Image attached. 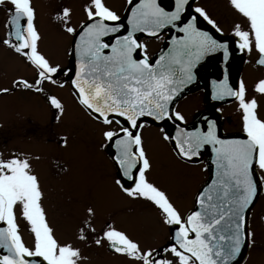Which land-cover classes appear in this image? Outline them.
Listing matches in <instances>:
<instances>
[{
	"label": "snow or ice",
	"instance_id": "1",
	"mask_svg": "<svg viewBox=\"0 0 264 264\" xmlns=\"http://www.w3.org/2000/svg\"><path fill=\"white\" fill-rule=\"evenodd\" d=\"M122 17L107 0H86L85 19L73 26V10L62 7L55 16L63 31L75 37L70 54L75 55L71 80H62L72 69H63L41 52V33L36 26L33 0H0L7 9L6 36L0 44L10 48L32 66L34 80L14 78L11 87H0V95L13 91L44 94L60 121L65 105L56 95L45 92L44 84L63 87L70 83L73 96L93 120L105 126L101 148L113 147L112 156L120 173L115 185L133 200H142L158 209L162 223L171 228L170 243L143 248L126 231L106 223L100 232L93 224L96 211L87 208V219L77 229V239L91 241L127 257L134 264H239L245 248L257 244V233L248 218L264 190V116L255 95L240 79L234 87L225 70L223 79L213 80L212 98H234L241 113L242 136L220 135L217 121L205 118L204 126L181 127L185 116L174 101L197 80L198 66L210 55L220 53L227 63L233 50L257 53L264 66V0H228L239 20L232 25L231 43L203 6L191 0H126ZM201 19L213 31L200 26ZM240 21H243L241 23ZM138 33L164 39L166 49L152 57ZM254 91L264 96V79ZM153 122L172 121L174 134L164 128V141L174 144L176 156L197 160L211 149L214 175L195 197V208L186 215L169 195L149 178L152 161L145 148L142 129ZM180 122V123H177ZM117 127H112L113 124ZM68 145L66 137L61 138ZM33 157L22 151L0 152V264H81L87 257L80 247L61 242L42 206L44 192L33 170ZM207 168V166H205ZM33 236L26 245L17 222V211Z\"/></svg>",
	"mask_w": 264,
	"mask_h": 264
},
{
	"label": "rangeland",
	"instance_id": "2",
	"mask_svg": "<svg viewBox=\"0 0 264 264\" xmlns=\"http://www.w3.org/2000/svg\"><path fill=\"white\" fill-rule=\"evenodd\" d=\"M107 3L116 9L115 2L107 0ZM33 4L36 8L35 23L42 37L39 42L41 52L54 64L67 66L66 60L72 39L55 19L56 13L62 8L61 0H33ZM220 4L225 15L235 14L227 1ZM7 9L9 7L2 6L0 12V39L5 38L7 32ZM68 64L70 66V60ZM35 72L36 70L23 57L0 44V87H11L12 80L20 76L34 80ZM45 88H50L52 92L60 95L56 92V88L48 86ZM66 88L68 90V87ZM29 95L45 102L44 95L35 92L13 91L10 95H0L2 139L9 138L10 142L14 143L16 151L21 150L22 145L19 143L21 139L40 140L46 143L31 146L30 149L33 157H39L33 159L32 164L44 192L42 206L56 237L62 243L70 242L81 248L83 255L87 257L81 264H134L127 257L114 254L107 245L97 247L91 244V241L81 242L77 239V229L82 221L88 218L89 206L96 211L93 224L97 232H100L106 223H112L138 240L143 248H159L170 243L172 229L162 223L158 209L148 202L144 203L147 207L142 209L139 200L125 196L115 185V180L118 178L116 169L112 166L104 148L100 146L104 143L102 131L105 130V126L90 118L69 91L66 92L67 107L60 121L54 119L56 112L54 108L50 106L48 110L46 108L44 110L37 101L28 98ZM253 95L259 102L261 116H264L261 107L264 96L256 92L248 94L249 97ZM59 98L62 102L65 101L62 95ZM26 116L32 117L30 125L36 128L33 129V136H27L28 139L22 137L25 135H21L20 130L15 129L18 124L12 120V118H23L26 122ZM57 122L62 137L68 139L67 146L47 144L59 143L58 134L54 132ZM45 123L50 130L54 128V131L49 132ZM73 125L77 126L76 130ZM71 131L72 136H69L68 133ZM171 163L173 165L171 173L173 171L175 175L152 180L166 191L181 213L186 215L191 210L196 191L204 183L199 176L201 168L192 167L188 169L191 174L187 172L185 176H179L187 169L182 168L174 159ZM152 172L153 169L150 173ZM20 216L18 210V221L21 220ZM19 228L26 245L32 247V234L25 227L19 226Z\"/></svg>",
	"mask_w": 264,
	"mask_h": 264
},
{
	"label": "flooded vegetation",
	"instance_id": "3",
	"mask_svg": "<svg viewBox=\"0 0 264 264\" xmlns=\"http://www.w3.org/2000/svg\"><path fill=\"white\" fill-rule=\"evenodd\" d=\"M111 1L112 3L115 2L117 4L115 10L118 12V14L123 16V13L128 6L126 0H111ZM161 1L167 3L168 5L172 4V0H161ZM224 1L228 2V0H191V4L193 7L195 6L205 7L206 10L209 12V14L212 16V18L215 19L220 25V27L223 29L224 38L229 39L231 43L232 40L230 34L231 28L232 25L239 20V18L235 14L229 16L224 14V10L221 8L222 6L220 4L221 2ZM61 3H62V7L67 6L72 8L73 26L78 25L80 21L85 19V14L83 12V5L86 3V0H61ZM109 5L111 6V4ZM7 7L11 8L12 6L8 4ZM1 9L2 6H0V12ZM240 22L243 23V21ZM200 26L206 30L214 32L211 26L207 25V23L204 22L202 19L200 21ZM137 35H138V39H140L142 42L147 44L148 54L152 57L157 56L160 53L161 49H166L165 40L167 39V36H165L164 39L158 40L155 38H150L147 35L141 33H138ZM214 35H217L219 37L218 33L214 32ZM70 38L72 39L73 42V39L75 37L70 35ZM72 42L70 46L68 60H66V62L67 61L69 62L70 60V66L67 62V66L64 67L63 65L61 66L63 69H72L71 54H70ZM257 58H258L257 53L255 51H253L251 54H246L236 50H233L232 56L227 63H225L222 60V54L220 53L212 54L209 57H207L201 63V65L198 66L197 80L190 85V87L193 86L192 90L189 91L187 89V91H184V93H182L174 101L175 110L180 111L185 116V122H183V124L191 126L196 122L198 118L203 116L204 118L214 119L217 121L219 132L222 137L224 135L242 136L243 135L242 121H241V113L238 108V102L234 98H225L223 100L213 99L212 81L223 79V75L226 70L229 74L230 83H232L234 87H238L239 80L243 79L248 89V94L250 93L254 94L255 84L258 82V80L264 79V66H261L256 62ZM71 74L72 71L68 72L67 76H64L63 73H61L59 74V78L62 80L70 81ZM31 80L32 79H30V81ZM45 86L56 88V92H59L60 95L52 92L50 88L46 89ZM66 87H68V90ZM44 88H45V92L48 93L49 95H56L58 98L62 95L65 100L63 101L65 108L67 107L66 103L68 102L66 98L67 97L66 92L68 93L69 91V94L77 102V100L73 96V90L71 88L70 83H66L64 84L63 87H60L59 85H52L48 82H45ZM63 89L65 92H63ZM23 92L26 93V92H34V91H23ZM28 98L37 101L39 105H42L44 110L45 108L48 110L51 106L45 95H44L45 98L44 103L41 102L40 99L32 95H29ZM261 107L264 110V103L261 105ZM55 115L56 112L54 113V117ZM12 120H15V123L18 124V126L15 127V129L20 130L21 135L22 134L25 135L22 137L28 139L27 136L29 137L33 136L34 134L33 129L36 128L30 125L33 120L32 117L28 118L26 116L25 119L26 122H24L23 118H12ZM172 123H173L172 121L157 122V123L149 122L150 126L142 129V134L145 141V148L148 152V155L153 165L152 166L153 172L149 173V178L151 180L162 179V178L170 177L172 174L175 175L173 171L171 173L173 167L171 161L172 159H174L182 168L187 169V171H185L184 173H180L179 176H185L184 174L187 173L188 169L192 167H199L201 168L199 176L203 179V182L206 183L211 175L210 163L213 154L211 153L210 147L203 150L201 156L193 162H185L179 159L176 156L175 152L173 151V147H174L173 144L168 141H164L160 133L161 128H164L172 133L173 130ZM36 124L39 123L36 122ZM40 125L42 126L44 124H40ZM45 126L48 128L49 132L54 131V128L50 130L49 127L46 125V123ZM73 127L75 130L77 129V126L73 125ZM112 127H117V125H115L114 123ZM204 127H206L205 124ZM55 128L56 129L54 132H57L58 134L59 143L56 144L47 143V144L63 146L61 143V138H62V133L60 132L61 128L58 127V122ZM72 133L73 132L71 131L68 133V135L72 136ZM28 140H30V142H28ZM28 140L26 139L20 140L19 143L22 145L21 150L19 149L20 151L30 153L31 146L46 144L41 142L40 140L37 141L31 139ZM14 146H15L14 143L10 142L9 138L2 139V132L0 130V152L9 153V151H16ZM104 150L112 166L116 169L117 177L119 178L120 173L118 171L116 164L112 159V156L115 153V149L113 147H106L104 148ZM205 166H207V168ZM261 175H264V173H261ZM198 191L199 189L196 191V194L194 196V201L191 210H193L195 206V197ZM139 201H140V207L142 209H145V207H147V204H144L145 201L142 200ZM20 219H21L20 221H18L17 219L19 226L25 227L28 230V232L31 234L29 230V226L26 223V221L21 216ZM248 223L250 227L257 233V237H256L257 244L254 247L247 249V252L243 255L239 264H264V190L260 192L258 199L256 200L252 208V212L250 213L248 218Z\"/></svg>",
	"mask_w": 264,
	"mask_h": 264
},
{
	"label": "water",
	"instance_id": "4",
	"mask_svg": "<svg viewBox=\"0 0 264 264\" xmlns=\"http://www.w3.org/2000/svg\"><path fill=\"white\" fill-rule=\"evenodd\" d=\"M165 3L164 2H162V6H165V7H167L166 5H164ZM127 15V12H125V14H124V16L123 17H125ZM72 62H73V65H74V68H73V73H72V75H71V78H72V76H73V74H74V69H75V55H74V53H72ZM193 87V86H192ZM192 87H190V88H188V90L190 91V90H192ZM184 91H187V89H185ZM184 91L182 92V93H184ZM181 95V94H180ZM203 117V116H202ZM202 117H200L199 118V120H197V126H201V124H205V120H202ZM149 121H152L151 120V118H149ZM153 122V121H152ZM181 126H183V125H181ZM174 132H175V129H173V134H174ZM223 137H225V138H230V137H233V136H226V135H224ZM210 170H211V175H210V178L214 175V171H215V169H214V166L210 163ZM210 178H209V180L207 181V183H209L210 182ZM206 183V184H207ZM205 184V185H206ZM204 186V185H203ZM202 189V188H201ZM200 189V190H201ZM0 226H2V225H0ZM247 249L248 248H245L244 250H243V252H242V257H243V255L247 252ZM240 261H241V259H240ZM240 261H239V263H240Z\"/></svg>",
	"mask_w": 264,
	"mask_h": 264
}]
</instances>
